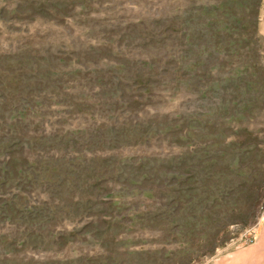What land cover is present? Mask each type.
<instances>
[{
	"label": "rangeland",
	"instance_id": "obj_1",
	"mask_svg": "<svg viewBox=\"0 0 264 264\" xmlns=\"http://www.w3.org/2000/svg\"><path fill=\"white\" fill-rule=\"evenodd\" d=\"M264 214V0H0V264H215Z\"/></svg>",
	"mask_w": 264,
	"mask_h": 264
},
{
	"label": "crops",
	"instance_id": "obj_2",
	"mask_svg": "<svg viewBox=\"0 0 264 264\" xmlns=\"http://www.w3.org/2000/svg\"><path fill=\"white\" fill-rule=\"evenodd\" d=\"M215 264H264V214L252 242L219 257Z\"/></svg>",
	"mask_w": 264,
	"mask_h": 264
},
{
	"label": "built area",
	"instance_id": "obj_3",
	"mask_svg": "<svg viewBox=\"0 0 264 264\" xmlns=\"http://www.w3.org/2000/svg\"><path fill=\"white\" fill-rule=\"evenodd\" d=\"M253 239H251L249 242H252Z\"/></svg>",
	"mask_w": 264,
	"mask_h": 264
}]
</instances>
